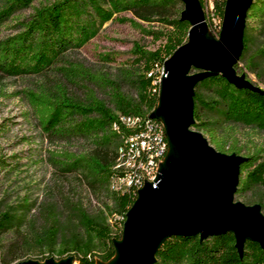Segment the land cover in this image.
Listing matches in <instances>:
<instances>
[{"label": "trees", "instance_id": "obj_1", "mask_svg": "<svg viewBox=\"0 0 264 264\" xmlns=\"http://www.w3.org/2000/svg\"><path fill=\"white\" fill-rule=\"evenodd\" d=\"M34 1L0 0V76L43 73L55 67L71 77L84 73L83 67L58 65V62L69 48L82 46L96 34L97 21L104 23L117 18L121 12H132L133 17L120 18L129 19L135 27L145 32L155 30L146 27L140 20L152 22L160 18L172 26L162 48L151 50L141 45L135 46L137 59L144 63L145 70V73H139L137 97L127 96L114 84V80L105 78L113 84L116 107L108 105L93 89H89L86 98H78L69 93L64 82H57L53 87L24 90L44 133L92 136L97 142L92 152L67 149L53 152L52 161L62 172L76 173L86 178L93 189L106 188L112 203L89 209L80 198H75L76 194L71 189L49 186L46 192L50 201L45 199L38 203L37 197L32 198L30 193H25L20 207H17L8 201L9 193L6 190L0 191L4 194L0 197V235L9 231L14 235L4 249L1 262L15 264L23 260L14 261L18 250L26 244H35L42 249L57 251L56 256L52 255L53 252L40 257V260L74 255L78 264H97L99 260L107 261L115 255L116 240L123 237L127 212L137 199L135 189H116L115 186L117 179L124 176L125 169L118 165L121 161L120 149L129 136L128 126H121L118 115L123 113L124 116L140 117V114H150L158 105L161 80L156 77L155 82L148 71L155 61L164 62L188 41L191 22L182 18L184 8L177 11L182 0H44L35 6L29 16H15L20 9L32 6ZM201 1L205 3V0ZM213 2L216 10L224 12L227 0ZM247 17L264 20V0H254ZM13 18H16L15 31L1 36L2 29ZM247 47L244 35V48ZM244 51L235 64L240 74L244 73L238 69L239 62L245 57ZM257 54L264 55V45L256 49ZM197 70L194 68V71ZM204 86L211 89L213 94H207ZM5 93L2 91V94ZM194 101L193 127L207 129L208 139L220 151L243 154L237 125L264 129V92L238 86L220 72L211 73L196 83ZM211 109L219 111L223 118L218 120L206 115V110ZM154 118L161 121L156 116ZM262 150V147H257L243 154L246 158L241 163L235 198L247 204L259 203L264 211L261 202L240 199L255 186H264ZM6 170L8 173L14 172L13 167ZM60 196L64 201L60 200ZM38 204V214L29 216ZM39 216L41 222L38 221ZM236 242L232 230L204 238L199 234L169 235L157 249V260L153 264H264V248L258 240L248 238L242 254Z\"/></svg>", "mask_w": 264, "mask_h": 264}, {"label": "rangeland", "instance_id": "obj_2", "mask_svg": "<svg viewBox=\"0 0 264 264\" xmlns=\"http://www.w3.org/2000/svg\"><path fill=\"white\" fill-rule=\"evenodd\" d=\"M43 1L35 0L32 6L20 9L15 16L21 18L29 16L35 6L40 5ZM199 1L208 25V38L212 41H219L225 10L224 12L213 10L210 4L206 5L201 0ZM178 8L177 11L185 8L183 0L179 3ZM121 16L129 18L133 17V14L126 11L119 13L117 18H111L104 23L97 21L96 34L82 46L69 48L62 60L58 62V65L83 67V70L89 73L87 75L84 72L71 77L70 74H64L55 67L43 73L0 76V191L6 190L9 193L7 199L11 204L20 207L25 193H30L32 198L37 197L38 203L45 199L50 201L46 192L49 186L65 187V190L71 189L76 194L75 198H80L89 209L112 203L106 188L94 187L93 189L86 178L76 173H64L52 161L53 152L65 149L76 152H92L96 149L97 142L92 136H62L44 133L36 114L24 95V90L39 89L42 86L53 87L57 82H64L69 93L78 98H86L89 89H93L108 105L116 107L113 84L105 80V78H110L127 96L137 97L139 73H145V70L144 63L137 59L138 54L134 50L135 46L141 45L151 50L162 48L166 41V34L172 31V26L160 18L152 22L140 20L146 27L155 30V32H145L135 27L129 19H121ZM15 20L16 18H13L7 22L1 31V36L15 31ZM244 35H246L248 47L247 49L243 48L245 57L239 62L238 69L240 72L246 73L254 82L264 86V55H256V49L264 45V20L247 17ZM168 58H165L162 63L160 60L154 62V66L148 71V75H152V79L160 77L159 79L162 80L166 73L165 61ZM151 72L152 74H150ZM203 90L209 95L213 94V91L206 86L203 87ZM2 91L6 93L2 94ZM207 114L211 115L213 119L221 120L223 118L219 111H213V109L206 110ZM223 121L225 123V120ZM236 129L239 141L243 145L242 153L248 154L257 147H262L261 159H264V129L245 125H237ZM201 131L209 138L207 129H201ZM173 152L171 149L157 175L163 168L172 169L179 162L180 156H174ZM181 157L185 159L184 156ZM163 164H165L164 167ZM10 167L14 168V172L8 173L6 169ZM3 195L0 193V197ZM240 199L264 204V186H255L252 190L245 192ZM60 200L64 201L63 198ZM39 207L40 204L36 205L30 211L29 216L37 215ZM37 218L39 222L42 221L41 216ZM12 239H14V235L11 231L0 235V258ZM56 252V250L48 248L42 249L35 244H26L18 250V256L14 261L29 257L40 260V257L51 253L56 256ZM118 253L116 251L113 259L99 260L97 264H113L116 258L117 262ZM69 256L72 257L73 260H71L74 264H78L74 255ZM1 261L3 262L0 259ZM2 262L1 264H5Z\"/></svg>", "mask_w": 264, "mask_h": 264}, {"label": "water", "instance_id": "obj_3", "mask_svg": "<svg viewBox=\"0 0 264 264\" xmlns=\"http://www.w3.org/2000/svg\"><path fill=\"white\" fill-rule=\"evenodd\" d=\"M183 1L182 18L192 23L189 39L165 61L160 103L150 114L164 119L171 143L169 152L173 149V155L184 156L185 162L162 170L164 183L159 190L151 186L153 180L139 189L143 198L138 196L128 210L123 237L116 240V264H153L157 249L173 234H199L204 238L232 230L241 254L248 238L258 240L264 248L261 205L235 198L246 156L218 150L193 127L195 85L211 73L220 72L238 86L264 92V86L235 68L244 48L246 20L254 0H227L219 41L207 36L200 1ZM194 68L199 70L192 72ZM60 259L28 258L15 264H54Z\"/></svg>", "mask_w": 264, "mask_h": 264}, {"label": "built area", "instance_id": "obj_4", "mask_svg": "<svg viewBox=\"0 0 264 264\" xmlns=\"http://www.w3.org/2000/svg\"><path fill=\"white\" fill-rule=\"evenodd\" d=\"M205 4L215 9L213 0H205ZM156 79L153 80L156 82ZM118 116L121 117V126H124L125 116L123 113ZM128 134L130 141L138 144L139 160H132L131 170H124V176H130V189H135L138 194L147 181L154 180L161 162L169 153L171 143L164 119L155 121L150 114H140L135 126L128 127Z\"/></svg>", "mask_w": 264, "mask_h": 264}, {"label": "bare ground", "instance_id": "obj_5", "mask_svg": "<svg viewBox=\"0 0 264 264\" xmlns=\"http://www.w3.org/2000/svg\"><path fill=\"white\" fill-rule=\"evenodd\" d=\"M121 119V117H119ZM139 116H125L124 117V124L128 127L135 126L136 121L139 119ZM159 118V117H158ZM155 119V118H154ZM161 121H163V118H159ZM156 121V120H155ZM120 163L118 167H123L125 170H131V165H132V160H139V149H138V144L137 142H131L130 141V136H128L125 139V144L124 146L120 149ZM184 158L181 156L179 157V162H184ZM165 164H163L164 167ZM164 170V168H163ZM124 172V171H123ZM164 183V174L162 173V170L159 172L157 176H155L154 180L150 182L151 186L159 190ZM130 176H122L119 177L116 181V189H121V188H127L130 187ZM143 198V193L141 192L139 195V199ZM119 257V255H118ZM72 258H65L60 261H55L54 264H74ZM117 259V258H116ZM116 259L113 261V264H116ZM44 264V263H41Z\"/></svg>", "mask_w": 264, "mask_h": 264}]
</instances>
